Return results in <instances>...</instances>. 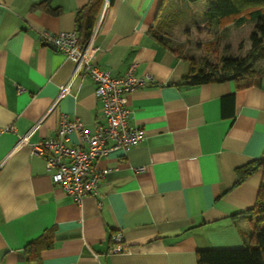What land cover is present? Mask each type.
Listing matches in <instances>:
<instances>
[{"label": "crops", "instance_id": "1", "mask_svg": "<svg viewBox=\"0 0 264 264\" xmlns=\"http://www.w3.org/2000/svg\"><path fill=\"white\" fill-rule=\"evenodd\" d=\"M89 1L0 0V264H197L199 250L247 246L258 218L247 209L262 169L237 181L264 156V76L245 88L232 78L185 85L189 60L151 32L166 0H109L94 40V62L111 76L135 64L136 75L153 77L127 95L128 124L145 136L95 161L104 173L97 193L77 203L31 154L62 113L89 132L103 122L95 84L83 73L51 108L74 63L42 38L76 31ZM69 138L84 145L75 132ZM42 234L51 245L28 261L25 247ZM117 234L128 250L110 253Z\"/></svg>", "mask_w": 264, "mask_h": 264}, {"label": "built area", "instance_id": "2", "mask_svg": "<svg viewBox=\"0 0 264 264\" xmlns=\"http://www.w3.org/2000/svg\"><path fill=\"white\" fill-rule=\"evenodd\" d=\"M109 0H103L101 9L91 27L86 42L80 40L77 31L42 33L43 41L61 51L74 63L71 79L64 84L53 101V108L59 99L68 92L72 78L83 73L95 84L94 94L102 102L103 122L96 124L94 132H89L79 119H68L61 114L55 132L31 144V154L43 157L50 179L62 191L81 203L86 194L97 193L99 183L104 176L97 169L95 161L114 150L128 151L145 136L140 126H129L131 111L127 107V95L135 89L153 81L149 74L138 76L134 73L135 64H131L122 76L113 77L94 62V40L99 33ZM75 132L84 145L70 144V134ZM30 131L18 137L17 144L25 143ZM137 167L136 170H142ZM120 234L108 249L110 253L127 251Z\"/></svg>", "mask_w": 264, "mask_h": 264}, {"label": "trees", "instance_id": "3", "mask_svg": "<svg viewBox=\"0 0 264 264\" xmlns=\"http://www.w3.org/2000/svg\"><path fill=\"white\" fill-rule=\"evenodd\" d=\"M189 3L204 1L205 10L202 12L206 24L213 25L221 20L236 17L235 23L242 24L245 20L253 22L249 34L251 48L245 57H231L224 55L220 58L219 65L203 62L198 68L195 67L193 59L183 57L164 39L159 29H151L153 37L159 42L173 50L180 57L189 60V71L183 77V83L188 86L205 84L213 81H223L228 78L235 80L238 88L260 85L264 76V70L252 67L257 58L264 59V0H185ZM103 0H90L89 3L77 13L76 31L80 40L86 42L91 27L95 21L97 12ZM163 6V5H162ZM162 6L160 10L162 9ZM160 12V11H159ZM159 15V13H158ZM247 16V19L244 16ZM232 100L233 94L222 97ZM261 168L263 182L259 188L255 205L247 209L248 213L258 214L264 210L262 198L264 195V156L260 159L246 164L239 175L240 182L252 171ZM51 241L46 234H42L25 249L28 261L38 262L39 253L42 248L49 247ZM197 264H264V217H258L253 226V235L250 243L237 249H204L197 252Z\"/></svg>", "mask_w": 264, "mask_h": 264}, {"label": "rangeland", "instance_id": "4", "mask_svg": "<svg viewBox=\"0 0 264 264\" xmlns=\"http://www.w3.org/2000/svg\"><path fill=\"white\" fill-rule=\"evenodd\" d=\"M205 2L189 3L185 0H166L157 16L154 29L183 57L193 59L195 67L203 62L219 65L224 55L245 57L251 48L249 34L253 22L236 24L229 17L213 25L206 24L202 11ZM247 19V16H244ZM252 67L264 70V59L257 58ZM264 204V195L262 198ZM260 214V215H259ZM257 217H264V210Z\"/></svg>", "mask_w": 264, "mask_h": 264}]
</instances>
